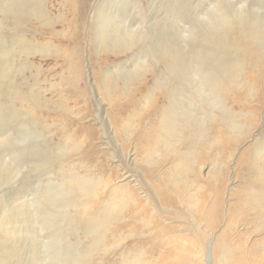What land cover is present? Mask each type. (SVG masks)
Instances as JSON below:
<instances>
[{
    "label": "rangeland",
    "instance_id": "374dc122",
    "mask_svg": "<svg viewBox=\"0 0 264 264\" xmlns=\"http://www.w3.org/2000/svg\"><path fill=\"white\" fill-rule=\"evenodd\" d=\"M41 1L54 22L72 19L77 11L83 12L85 18L80 23L79 30L82 34L78 39L74 36L75 30L73 27L60 23L53 22L55 29L60 32V38H51L50 28L43 26L44 23H36L34 20L26 22L24 26L22 24L16 26L6 20H4L3 25L0 24V37L3 33L11 35L15 29V32L17 30L24 37L26 36L25 39L34 47L30 54L18 53L12 56H15L14 62L20 69L16 73V84L23 91H28L27 88H33V95L36 99L35 104L14 99L8 108L0 109V137H4V135L2 136L4 130H12V132H17L19 135L17 142L24 145V147L27 146L18 154L16 152L14 154L12 147H10L3 160L6 162L5 169L0 170V196L3 197L0 203V221L4 223L5 229L9 228L15 231L12 238L8 240L5 233L0 229V255L3 254L1 248H12L21 245L22 248L20 247V249L22 250L26 249L30 243H35L37 250L47 248L46 246L40 247L45 241L43 239L40 243L37 242V233H29L30 229L40 232V229H35L37 226L34 225L36 207L42 205L41 202H45L42 194L46 185H50L52 190L58 192L70 189L72 185L71 183H65V178L62 177L59 167H52L51 169V167L49 168L50 164L46 166L48 163H45V165H43L44 163L40 165L31 163L34 157L30 154V148L39 150V155H46V162L52 160L51 164L54 160H61L62 157L59 156V153L62 150L66 151L67 158H62L64 162L62 171L65 167L66 174L67 169L70 171L73 169L78 174H87L94 179H101L104 180L103 182L109 183L108 188L103 189L105 183H102L101 187L98 188L101 196H107V191L112 186L125 185L133 191L132 196L136 197L138 207L142 204L148 210L147 217H155L163 223L175 226L180 232L192 235V221L195 222L196 220L192 219L191 211L198 205L195 197L190 201L187 200L186 192L191 193L192 190L195 192L196 189L193 186L189 187V185L196 174H199L202 180L207 181L210 185L213 184L215 178L209 176L212 173L211 162L203 164V166L198 163L193 164V158L199 155V152H197L187 166L173 173L171 178L174 185L180 188V192H177L176 199L178 202L173 206L174 209H166L167 206L163 204L146 175L149 170L156 169L160 154L139 155L137 141L132 138L127 143L118 133L113 123V118L120 116L127 118L129 113L133 114L138 110V115L133 122L134 128L136 127L135 130L152 125L151 117L156 112L158 113V107L162 105L160 89L154 81L157 75L154 70H157V67L151 64L152 62L148 56H136L141 61L146 60L144 61L146 65L142 67L144 72L142 80L140 82L134 79L128 86L132 92L127 91L128 93L125 94L123 92L126 89H122V83H118V89H113L114 95L106 94L102 87V75L112 71L120 75L124 73L122 70L134 69L133 60L135 56L133 53L137 50V46L142 41L157 38L160 33L172 36L170 35L172 31L171 33H174L183 42V36L177 28L172 27L169 30L168 27L166 28L165 25H170L173 19L170 18V11L165 13L161 9L164 5L171 9L175 3L178 6L181 4L177 11L182 10L184 12L186 10L194 16L193 19L196 23L203 21L201 23L204 24V27L219 28L220 23L225 18L232 19L236 24H242V22L244 24L246 22V24L255 23L257 27H261L263 32L262 34H253L255 37L253 42L260 49V52L264 53V0ZM189 1L192 4L191 9L188 7L190 5ZM72 6L75 10L72 9ZM219 9H225L228 17L225 14L223 16ZM1 17L2 14H0V19ZM161 18L166 19L163 23L165 25L159 21ZM7 25L13 29L7 28ZM114 25L123 34L135 30L144 35L145 39L142 38V41L132 46L130 50L127 48L122 49L126 53L114 54L110 50L109 44L111 42H107L108 40L104 43L101 42L104 31L117 29ZM255 45L253 46L256 47ZM180 50L183 51V48H180ZM252 68L251 70H253ZM250 71V74L253 73ZM253 76L258 80V84L253 83L255 86L251 88V93L254 92V96L260 95L261 97L259 96L260 99H252L247 95L246 98L245 96L242 97L243 101L247 102L244 109L247 116L245 120L237 117V122L243 123L247 129L242 133L244 140H240L239 144L234 145V148L228 151V157L223 160L224 165L228 164V168L225 174L227 181L222 184L221 220L215 228L209 229L215 235L217 233L221 234L228 224L231 213H233L235 225L226 235L228 242L233 246L232 249L225 248L223 251H226V253H221L220 256L217 254L216 259H211V264H234L233 259L237 260L241 255H244L240 253L243 248L246 250L244 253L249 254L251 259L242 264H264V224L253 229L245 226L243 217L246 214H243L240 209L239 199L236 196L233 197V191L239 194V191L245 185L244 181L246 179L257 178L255 168L264 163L263 156L254 160L250 168V164L247 163L238 165L241 153L248 152L251 155L252 152L253 155L251 149L264 136V78L256 72ZM251 80L254 82V79ZM0 83H3L1 77ZM27 85L30 86L27 87ZM132 98L135 103L132 106H127V110L125 104ZM0 100H2L1 97ZM228 100H230V97L227 96L226 103L231 110L242 111ZM121 108H125L127 111L122 114L120 112ZM21 126L25 128H21ZM239 138L241 139V137ZM144 157L145 159L141 160ZM168 163L171 164L168 161L162 166L159 165V170H165L169 166ZM69 166L72 168H69ZM151 166L154 167L151 168ZM182 178H184L183 181ZM211 191L214 192L210 194V202L213 201L216 190L212 188ZM37 195L42 196V201L36 199L35 203L32 202L33 204L26 203L29 198L32 199ZM22 202L24 204L20 208L21 211H19L18 204ZM94 205L87 208V211H90V209L95 211L96 206ZM66 214L69 216L66 217V221H62L64 226L62 230V235H64L63 245L61 243L56 244V242L52 245L53 247H50L56 257V260L51 261L53 264H65L63 261H70L69 263L74 264L73 258H76L77 253L86 249L80 244V240L83 239L79 225L80 215L75 213L73 207H70L68 212L66 210L57 213L61 217L66 216ZM70 218L72 221H69ZM195 223L198 224L200 231L207 236L205 256H208L207 248L209 244L213 243L215 235L209 234L207 230L205 231L206 225L203 220L200 222V218ZM136 224L139 228L135 227L131 236L125 237L118 248L113 249L105 258L103 257L106 261L104 264H107L108 261V264H113L112 260L118 257L117 254L126 244L147 237L144 232L149 230L151 226L144 225L142 222ZM32 235L36 237V240L30 239ZM238 243H240V246H238ZM166 251V249L162 250L164 253ZM94 255L96 258L97 254ZM227 255L230 257L229 261ZM24 257H26V253ZM48 263L43 261L40 264ZM96 264L100 263L97 262Z\"/></svg>",
    "mask_w": 264,
    "mask_h": 264
},
{
    "label": "bare ground",
    "instance_id": "6f19581e",
    "mask_svg": "<svg viewBox=\"0 0 264 264\" xmlns=\"http://www.w3.org/2000/svg\"><path fill=\"white\" fill-rule=\"evenodd\" d=\"M189 4L188 7L191 9L190 1ZM180 7L181 4L178 6L176 3L171 8L172 10L166 5L162 6L161 9L165 13L170 11V18L173 20L170 25L163 24L166 21L165 18H161L159 21L166 28L168 27V30L172 27L177 28L183 36V42L174 33H171L172 31L170 32L172 36L160 33L157 38L145 40L146 42L141 40L142 38L145 39L141 33L132 30L131 33L123 34L116 25L114 26L117 29L102 31L104 35L101 37V42L104 43L107 40V42H111L109 46L114 54L126 53L122 49L130 50L132 46L142 41L133 53L135 56L133 60L134 69L122 70L124 73L120 75L114 71L104 73L102 75V87L106 94L114 95L113 89L116 90L118 83H122V89H126L123 94L131 93L132 91L128 86L134 79L141 82L144 73L142 67L146 65L144 62L146 60L141 61L136 56H148L151 64L157 67V70H154L157 74L154 81L160 89L162 105L158 107V113L155 114L157 116L151 117L152 125L135 130L136 127L134 128L133 122L138 115V110L133 114L129 113L127 118L122 116L113 118V123L127 143L132 138L137 141L139 155L160 154L156 169L149 170L146 175L163 204L167 206L166 209H174L173 206L178 202L176 199L177 192H180V188L174 185L171 178L173 173L187 166L197 152L199 155L193 158V164L198 163L203 166V164L211 162L212 173L209 176L215 178L213 184L210 185L207 181L202 180L199 174L194 175L189 187L193 186L196 190L195 192L192 190L191 193L186 192V198L189 201L193 197L197 198L196 204L198 206L191 211L192 219L199 221L200 218V222L203 220L206 225L205 231L215 235L209 229L215 228L221 220L222 184L227 181L225 174L228 168V164L224 165L223 160L228 157L227 153L231 148H234V145L239 144L240 140H244L242 133L247 129L243 123L237 122L238 118L245 120L247 116V113L244 112L247 102L243 101L242 97L245 96L246 98L247 95L252 99H260V95L254 96V92L251 93V88L255 86L254 84H258V80L253 76L254 72L264 78V53L260 52V49L254 44L253 39L255 37L253 34H262L263 30L260 26L257 27L255 23L246 24V22L245 25L242 22V24H236L229 18H225L220 23L219 28L204 27V24L201 23L203 21L196 23L193 19L194 16L186 10L184 12L182 10L177 11ZM72 9L75 10L73 6ZM219 10L223 16L225 14L228 17L225 9ZM82 13L77 11L72 19L54 22L41 0H0L1 25L4 24V20L10 21L16 26L19 24L24 26L26 22L34 20L36 23H44L43 26L50 28L51 38H60V32L55 29L54 22L73 27L74 36L78 39L82 34L79 30L80 23L85 18ZM195 16L197 18L196 13ZM6 27L12 28L8 25ZM1 36L0 77L3 78V83H0V97L2 99L0 100V109L8 108L14 99L35 104L33 88H27L28 91H23L15 82L16 73L20 69L14 62L15 56H12L18 53L30 54L34 47L25 39L26 36L24 37L17 30L15 32V29L11 35L3 33ZM180 48H183V51ZM249 71L253 73L250 74ZM251 79H254V82ZM29 86L27 85V87ZM227 96L230 97L228 101L233 102V105L242 111L231 110L226 103ZM134 103L133 98L127 101L126 109L127 106H132ZM127 110L121 108L120 112L123 114ZM21 128L25 127L21 126ZM3 135L4 137H0V170L5 169L6 162L3 160L10 147H12L14 154L15 152L20 153L27 147L17 142L19 137L17 132L4 130ZM251 150H253V155L252 152L251 155L248 152L241 153L238 165L247 163L250 164V168L254 160L264 156V136ZM29 151L34 157L31 163H38L39 165L48 163L46 166L50 164L49 168L51 167V169L52 167H59L62 177L65 178V183L72 185L70 189L61 192L54 191L50 185H46L42 194L45 202H41L42 205H38L36 211L34 210V225L37 226L35 229L39 228L40 232L30 229L29 233H37V242L40 243L43 239L45 241L40 247L46 246L47 248L37 250L35 243H30L26 249L22 250L20 249L21 245L1 248L3 254L0 255V264H40L43 261L53 264L51 261L56 260V257L50 247H53L52 245L56 242V244L61 243L63 245L62 230L64 226L62 221H66V217L69 216L66 214V216L61 217L57 213L66 210L68 212L70 207H73L75 213L80 215L79 225L83 236L80 244L86 247L85 250L77 253L76 258H73L74 264H96L97 262L104 264L106 255L118 248L125 237L131 236L135 227L139 228L136 226L138 222L151 226L149 230L144 232L147 237L126 244L117 254L118 257L112 260L113 264H211V259H216L217 254L220 256L221 253H226L223 251L225 248L232 249L233 245L228 242L226 235L235 225L233 213H231L224 231L221 234L217 233L213 243L208 245L209 255L205 256L207 236L200 231L196 221H192L193 227L191 229L192 235H195L180 232L173 225L163 223L155 217H147L148 210L142 204L138 207L136 197L132 196L133 191L129 190L127 186H112L107 191L108 197L101 196L98 188L101 187L102 183H105L103 189L108 188L109 183L103 182L104 180L101 179H94L87 174H78L73 169L72 171L67 169L66 174L65 167L62 171L63 159L67 158L68 155L66 151L62 150L59 153L63 159L54 160L53 165L51 164L52 160L46 162V155H39V150L30 148ZM144 159L145 157L141 160ZM168 161L171 164L168 163L169 166L167 165L165 170L160 171L159 165L162 166ZM153 167L151 166V168ZM69 168L72 167L69 166ZM255 172L257 178L246 179L239 194L233 191V197L236 196L240 201L239 206L242 213L246 214L243 217L244 225L252 229L264 224V163L259 164L255 168ZM183 180L184 178H182ZM212 188H215L216 191L213 201L210 202V194L214 192L211 191ZM196 192L198 193L196 194ZM42 196L37 195L32 199L29 198L26 203H35L36 199L42 201ZM2 198L0 196V203ZM23 204L24 202L18 204L19 211H21L20 208ZM93 204H95L96 210L87 211V208ZM214 217L215 219H213ZM3 224L0 221V229L9 240L15 231L9 228L5 229ZM144 233L142 232V234ZM34 235L30 239L36 240ZM46 239L48 240L46 241ZM163 249L167 250L166 253L162 252ZM245 251V248L240 250V253L244 255H241L242 258L239 257L237 260L233 259L232 255L234 264L246 263L251 259L249 254L244 253ZM25 253L26 257H24ZM95 253L97 254L96 258L94 257ZM227 259L228 261L230 259L228 255ZM63 262L72 264L69 263L70 261Z\"/></svg>",
    "mask_w": 264,
    "mask_h": 264
}]
</instances>
